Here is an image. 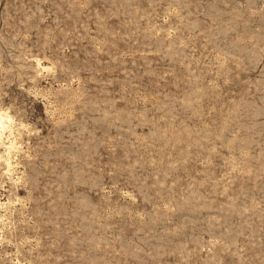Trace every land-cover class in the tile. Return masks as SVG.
<instances>
[{
  "label": "rangeland",
  "instance_id": "1",
  "mask_svg": "<svg viewBox=\"0 0 264 264\" xmlns=\"http://www.w3.org/2000/svg\"><path fill=\"white\" fill-rule=\"evenodd\" d=\"M0 113V264H264V0H0Z\"/></svg>",
  "mask_w": 264,
  "mask_h": 264
},
{
  "label": "bare ground",
  "instance_id": "2",
  "mask_svg": "<svg viewBox=\"0 0 264 264\" xmlns=\"http://www.w3.org/2000/svg\"><path fill=\"white\" fill-rule=\"evenodd\" d=\"M9 115V114H8ZM3 119H4V117H3V115L0 113V127H2L3 126ZM8 128V127H7ZM2 133V132H1Z\"/></svg>",
  "mask_w": 264,
  "mask_h": 264
}]
</instances>
